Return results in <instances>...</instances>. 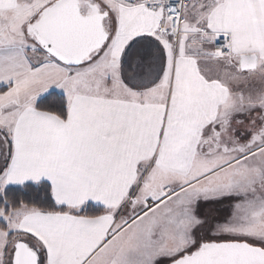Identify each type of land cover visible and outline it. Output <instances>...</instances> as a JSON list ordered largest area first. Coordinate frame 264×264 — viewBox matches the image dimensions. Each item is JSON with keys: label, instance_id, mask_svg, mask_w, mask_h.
Instances as JSON below:
<instances>
[{"label": "snow or ice", "instance_id": "snow-or-ice-1", "mask_svg": "<svg viewBox=\"0 0 264 264\" xmlns=\"http://www.w3.org/2000/svg\"><path fill=\"white\" fill-rule=\"evenodd\" d=\"M0 264H264V0H0Z\"/></svg>", "mask_w": 264, "mask_h": 264}]
</instances>
